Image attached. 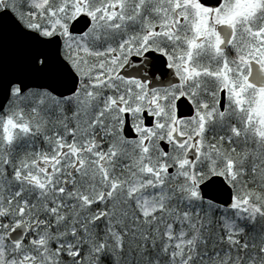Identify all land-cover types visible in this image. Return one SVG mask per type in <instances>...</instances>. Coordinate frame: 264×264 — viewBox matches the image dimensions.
Segmentation results:
<instances>
[{"label": "snow or ice", "instance_id": "obj_1", "mask_svg": "<svg viewBox=\"0 0 264 264\" xmlns=\"http://www.w3.org/2000/svg\"><path fill=\"white\" fill-rule=\"evenodd\" d=\"M0 264H264V0H0Z\"/></svg>", "mask_w": 264, "mask_h": 264}]
</instances>
